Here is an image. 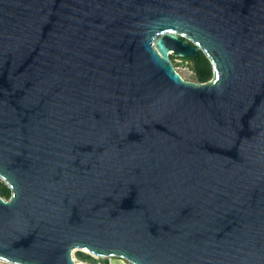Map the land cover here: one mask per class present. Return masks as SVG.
I'll return each instance as SVG.
<instances>
[{
    "label": "water",
    "instance_id": "obj_1",
    "mask_svg": "<svg viewBox=\"0 0 264 264\" xmlns=\"http://www.w3.org/2000/svg\"><path fill=\"white\" fill-rule=\"evenodd\" d=\"M0 177L3 261L264 264V0H0Z\"/></svg>",
    "mask_w": 264,
    "mask_h": 264
},
{
    "label": "trees",
    "instance_id": "obj_2",
    "mask_svg": "<svg viewBox=\"0 0 264 264\" xmlns=\"http://www.w3.org/2000/svg\"><path fill=\"white\" fill-rule=\"evenodd\" d=\"M188 59L193 62L192 67L199 82H206L212 78L213 66L205 53L200 52L197 57H191ZM0 195L5 198H9L11 196L10 188L4 182L0 185Z\"/></svg>",
    "mask_w": 264,
    "mask_h": 264
},
{
    "label": "rangeland",
    "instance_id": "obj_3",
    "mask_svg": "<svg viewBox=\"0 0 264 264\" xmlns=\"http://www.w3.org/2000/svg\"><path fill=\"white\" fill-rule=\"evenodd\" d=\"M171 58L177 71L182 75L183 78L193 82H199L196 78V73L192 67L193 62L188 58H179L175 54H171ZM5 181L0 177V185Z\"/></svg>",
    "mask_w": 264,
    "mask_h": 264
},
{
    "label": "bare ground",
    "instance_id": "obj_4",
    "mask_svg": "<svg viewBox=\"0 0 264 264\" xmlns=\"http://www.w3.org/2000/svg\"><path fill=\"white\" fill-rule=\"evenodd\" d=\"M173 51H171V53H172ZM112 264H127V263H125L124 261H122V260H118V259H113L112 260Z\"/></svg>",
    "mask_w": 264,
    "mask_h": 264
},
{
    "label": "built area",
    "instance_id": "obj_5",
    "mask_svg": "<svg viewBox=\"0 0 264 264\" xmlns=\"http://www.w3.org/2000/svg\"><path fill=\"white\" fill-rule=\"evenodd\" d=\"M0 264H16V263L0 260ZM86 264H90V263H86Z\"/></svg>",
    "mask_w": 264,
    "mask_h": 264
}]
</instances>
